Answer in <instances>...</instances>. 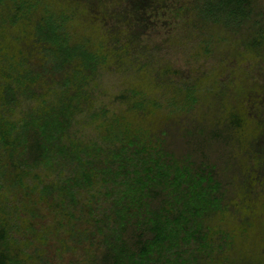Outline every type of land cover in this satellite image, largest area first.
<instances>
[{
    "label": "trees",
    "instance_id": "16d2710c",
    "mask_svg": "<svg viewBox=\"0 0 264 264\" xmlns=\"http://www.w3.org/2000/svg\"><path fill=\"white\" fill-rule=\"evenodd\" d=\"M159 9L239 35L263 73L257 0H0V264H264V80L211 92H234L235 168L170 145L203 134L196 80L158 73L159 96L138 76L96 106L104 71L153 56Z\"/></svg>",
    "mask_w": 264,
    "mask_h": 264
},
{
    "label": "rangeland",
    "instance_id": "374dc122",
    "mask_svg": "<svg viewBox=\"0 0 264 264\" xmlns=\"http://www.w3.org/2000/svg\"><path fill=\"white\" fill-rule=\"evenodd\" d=\"M257 3L264 6V0H257ZM183 18L176 17L171 10L163 12L160 9L149 17L147 27L151 33L143 35L142 44L156 45L153 58L145 59L144 67H141L139 62H135L127 66V71L114 68L104 71L97 82L102 95L98 98L96 106L106 103L115 107L114 101L118 100L116 95L137 80L138 76L141 81L142 79L149 81L145 80L151 90H157L159 96H161L159 88L152 83L158 73L162 75L166 73L176 83H179V79L182 78L196 80L200 88V101L195 106L193 114H196L198 118L204 116L203 134L194 133L191 136L192 144L189 147L187 136L177 130L170 145L178 154L189 151L188 148H190L197 160H201L203 154L206 153V160L222 163L218 165L219 167L227 164L232 168L239 167L247 152L245 153L238 147L237 141L243 140L245 136L227 124L230 114L229 104L234 102L232 99L234 92L225 88L224 92L228 95L226 94L227 96L221 99L222 102L219 105L217 104L218 95H212L211 92L219 84L228 87L229 83L230 86L228 80H235L239 85L250 82L255 85L252 79L258 80V83L262 82L264 80V60H261L263 73L253 75L254 68L260 69L258 66L260 57L257 56V52H252L243 44L239 35L231 34L219 27H212L208 30L212 36L209 39L199 35L197 29L186 23ZM151 84L154 87H151ZM256 108L262 110L264 106L251 110L255 119L258 120ZM188 118V116L180 117L178 129L184 124H189L190 119ZM262 119H264V112H260V120ZM217 121L220 125L216 124ZM82 130L85 134L93 133L90 126L77 128L78 133ZM214 132L217 133L216 136L213 135ZM70 258V255L66 254L65 260Z\"/></svg>",
    "mask_w": 264,
    "mask_h": 264
}]
</instances>
